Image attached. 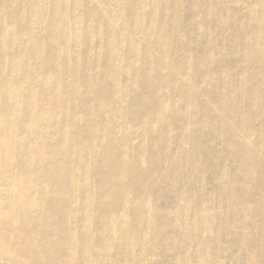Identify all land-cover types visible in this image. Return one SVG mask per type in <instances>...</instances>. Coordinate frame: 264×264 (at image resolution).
I'll return each instance as SVG.
<instances>
[{
  "label": "bare ground",
  "instance_id": "bare-ground-1",
  "mask_svg": "<svg viewBox=\"0 0 264 264\" xmlns=\"http://www.w3.org/2000/svg\"><path fill=\"white\" fill-rule=\"evenodd\" d=\"M182 7L0 0V264H151L158 241L180 254L199 231L214 237L197 264H218L217 234L232 223L240 264H264V0H193L192 27ZM236 45L232 74L216 63ZM185 175L174 196L181 227L167 240L156 198Z\"/></svg>",
  "mask_w": 264,
  "mask_h": 264
},
{
  "label": "rangeland",
  "instance_id": "rangeland-1",
  "mask_svg": "<svg viewBox=\"0 0 264 264\" xmlns=\"http://www.w3.org/2000/svg\"><path fill=\"white\" fill-rule=\"evenodd\" d=\"M192 1L193 0H182L183 7L180 9L179 14L181 16V24L183 27H185L187 25L191 26L194 23L193 21H191L192 19L189 16L190 14L188 12V6L191 4ZM170 28L171 27L169 26L168 29H170ZM170 32H171V30H169V33ZM195 45L196 44L194 41L188 42L189 55H190L192 61L195 62V63L191 64L192 68H197L200 64V61H198V60L203 59L202 52L197 47V45H196V47H195ZM175 51H174L173 61L177 60V62H179V61L184 62L185 61L183 58L184 52H182V54H181V51H180V53H179V50L175 49ZM241 55H242L241 46L236 45L235 47H228V50H225V53L224 54L222 53V56L221 55L218 56L220 58V62L216 63V66H219V67L224 66L232 74H235L236 71L239 69V67H237L238 66L237 61L241 58ZM221 59H222V61H221ZM194 78L195 77H192L189 80V82L195 83L196 78L195 79ZM150 95H152V93H150ZM177 95H178L177 93L173 94L172 98H175ZM201 99H202V101L204 99H207V103L209 101L208 96H206V95H203L201 97ZM203 102L206 103V100H204ZM140 107L142 108V106H140ZM172 129H173V133L177 137L179 135V131H180L179 122H174ZM206 131L203 130L201 132L202 133L201 134L202 142L204 143L205 146H209L211 144V138H210V135L208 134L209 131L207 129H206ZM205 132L207 133V135ZM208 135H209V137H208ZM210 156L211 155L208 154V150H207V154L205 151L204 156H203L204 161H202L201 169L203 170V173H204V175H203L204 183L206 184L207 188H209L210 190H213L216 186L215 176H216V172H217V162L214 161L213 157H210ZM260 160L262 162H264V158H262ZM161 168L165 169V170L167 169L168 172L172 171V168L168 164V162L161 164ZM198 178L199 177L196 176V180H198ZM237 178H238V176L235 175V179H237ZM184 180L187 182L189 180V176L185 175V176H183V178H177V179L174 177H169V179L167 180V183L165 184L164 190L159 195H157V198H156V202H155L156 208L163 210L167 214V219L162 226L163 230L166 232L165 236H166L167 240H168V238L169 239L170 238L175 239L176 234L181 227L180 226L181 220L179 218V208H178L177 204L175 205L174 196L176 195V191L184 183H186ZM152 186H149L148 188H146V190L143 189V192L146 193L148 191V189L152 190L153 189ZM192 209H193V206L190 207V211H192ZM209 210L213 216V220H212L213 223L217 224L219 222V216L215 215L216 204L214 201L213 202L211 201L209 203ZM219 213L227 214V208L226 207L220 208ZM233 227H235V226H233V223H232V226H228L227 232H222L220 234L219 233L217 234V239L219 242V250L217 251L215 257L218 260V264H240V261L244 257L245 251L243 249L239 248V246L236 242V234H233V230H234ZM213 235H214V233L212 234V236H210L205 231H199L193 239L192 246L186 248L185 250L180 252V254H176V252L172 248H170L169 244H167V242L165 240H160V241H158V243L156 245L155 251L153 253H151L150 255H148V259L151 262V264H183V262L181 260L182 259L181 256H185L188 258V261L191 264H197L199 262V259H200L201 253H202V250H201L202 244L208 238L214 237ZM153 243L155 244L154 241H153ZM202 261H206V264H209V261L205 258H203Z\"/></svg>",
  "mask_w": 264,
  "mask_h": 264
}]
</instances>
